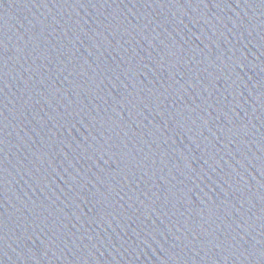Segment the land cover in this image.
Instances as JSON below:
<instances>
[{"label":"water","instance_id":"water-1","mask_svg":"<svg viewBox=\"0 0 264 264\" xmlns=\"http://www.w3.org/2000/svg\"><path fill=\"white\" fill-rule=\"evenodd\" d=\"M0 264H264V0H0Z\"/></svg>","mask_w":264,"mask_h":264}]
</instances>
